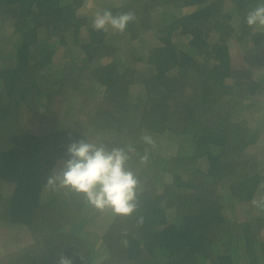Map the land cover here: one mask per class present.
Instances as JSON below:
<instances>
[{
  "label": "trees",
  "instance_id": "16d2710c",
  "mask_svg": "<svg viewBox=\"0 0 264 264\" xmlns=\"http://www.w3.org/2000/svg\"><path fill=\"white\" fill-rule=\"evenodd\" d=\"M84 2L0 0V19L15 33L16 60H0V221L24 228L30 238L0 264H58L61 255L73 264L263 263L264 207L254 214L257 207L250 202L264 199V165L252 167L256 153L251 156L250 149L264 140V120L245 122L232 99L235 88L247 83L249 94L264 93V79L256 86L249 66H264V31L244 19L260 0H126L111 6L97 1L100 12H132L135 19L124 32L87 28L88 41L79 49L104 90L94 115L68 122L62 116L70 100L67 86L75 89L78 76L52 68L56 47H45L38 60L29 56L44 49L33 46L40 28L65 46ZM159 7L182 12L153 20ZM152 28L159 45L138 75L136 67L122 63L121 49L112 42ZM232 35L245 46L241 62L232 60ZM130 53L135 62L141 59L133 48ZM107 55L115 58L92 64ZM136 83L143 90L132 102ZM143 132L168 133L180 144L160 155L144 142ZM89 135L97 146L127 152L125 168L139 181L130 215L102 211L82 194L48 185L53 164L69 158L68 144L89 142ZM136 163L143 166L136 170ZM101 222L99 235L77 234ZM98 238L106 250L100 260L92 249Z\"/></svg>",
  "mask_w": 264,
  "mask_h": 264
},
{
  "label": "clouds",
  "instance_id": "9594fccd",
  "mask_svg": "<svg viewBox=\"0 0 264 264\" xmlns=\"http://www.w3.org/2000/svg\"><path fill=\"white\" fill-rule=\"evenodd\" d=\"M160 10L172 12V16L180 15L175 13V10L178 9L159 7L157 11L152 12V15L154 14L153 20H157L155 14ZM134 19L135 16L132 12L114 15L110 9H104L96 13L92 21V28L98 32H107L109 29L124 32L127 25ZM244 19L249 27L264 26V0H260L257 7L250 10ZM147 34L154 37L152 45L156 44V36L153 30L146 31L143 39H140L139 42L144 41L143 45L145 46ZM6 36L8 37V35ZM126 38L131 40L128 37ZM231 41L241 45L244 53L246 49L244 50L243 41H238L234 35L229 37L228 45ZM249 45L252 48L253 44L251 42H249ZM133 47L139 50L138 44ZM152 48L150 47V51ZM107 56H110L113 60V55ZM91 132L94 131L91 130ZM142 139L147 144L153 143L151 135L146 134ZM67 155L69 158L64 162L60 172L48 178L47 183L49 186L55 187L58 181L59 187L68 188L70 191L82 194L84 199L95 208L100 210L110 208L114 214L130 215L135 210L136 189L139 181L132 171L125 168L129 156L123 148H112L109 151L103 145L97 146L81 139L68 144ZM253 203L257 204L256 201H253ZM10 233H12V227L8 234ZM58 264H73V260L70 257L61 255Z\"/></svg>",
  "mask_w": 264,
  "mask_h": 264
},
{
  "label": "rangeland",
  "instance_id": "374dc122",
  "mask_svg": "<svg viewBox=\"0 0 264 264\" xmlns=\"http://www.w3.org/2000/svg\"><path fill=\"white\" fill-rule=\"evenodd\" d=\"M84 1H85L84 4L78 8V12H77L78 16L74 20L73 27L66 33V36H67L66 39L68 40L67 43L70 45L69 48L67 49L68 46H63L59 44L56 41L57 40L56 38L43 36L41 33L42 28H40L39 29L40 39L33 46L36 47L37 45H39V49H42V48L44 49L41 51L40 56L36 54L37 50H33L34 58L32 57V54H31V56H29V59L33 61H35L34 59L38 60L39 58L43 56V52L47 47H56V50L52 54V57H51L53 65H54V67L52 68H55V71L58 73H61V72L64 73V71H67L71 75L80 74V70H78L76 66L78 65V63H76V59L79 57L80 54H82V52L80 51L79 49L80 47L77 44L76 45H72V44L76 43L75 39H79V38L81 39L83 38V36L87 35L86 28L92 25V21L96 13L99 12L97 1L101 4L105 3L107 6H111L114 4L119 5L125 2L126 0H95V3H96L95 5H92L93 0H84ZM181 12L182 11L180 10H175L176 14H181ZM153 15H152V18H154ZM155 15H156L155 18L160 17L161 19L166 20L169 15L172 16L173 14L172 12L160 10ZM5 27L6 26L4 22L0 19V60L1 59L5 60L4 58H8L3 64H14L16 60H15V52H14V47H13L12 42L14 41L15 34H13L14 35L13 39H10L9 37H7L4 33ZM151 30L154 31V28H152ZM255 30L264 31V26L255 25ZM145 32L146 31L144 30L139 31L136 41H129L126 37L122 38L124 40V44H123V41L121 40V43L123 44L122 46L134 43V44H138V47L140 50L141 43L139 41L140 39H143ZM146 41L147 43L152 44L154 41V37L152 35L147 34ZM119 44H120V41H119ZM157 44L159 45V42ZM229 45H230L232 60L235 62H241V58L243 54V51H242L243 48L241 47V45H238L235 41L229 42ZM261 45L262 43L260 42V45H257V47H255L254 50L258 52V50L261 48ZM127 52L128 51L126 47L125 46L124 48L122 47V56H124L125 53ZM131 60L132 59L130 57H127L126 62L127 61L130 62ZM249 66H251V68L254 70V73L252 74L253 75L252 80H254V84L258 86L260 80L264 79V66H258L257 64H253V63L250 64ZM248 84L249 83L241 85V86L238 85V87H236L234 90L232 99L237 100L238 105H240L239 107H236V110L238 109L239 111L243 112V119L245 122H248L251 117H254L255 120L257 119V123H258L261 120V118H263L264 120V93H257L254 96L249 94V92L247 91ZM75 98L76 97H73L68 102H71V104H73L76 101ZM133 101L135 102V100ZM140 108L141 107L139 105L137 110H140ZM74 113L75 112L71 111L67 113L66 115H64V118H69L73 116ZM138 114H139V111H137V114L135 115V118H136L135 122H137L138 120ZM232 115H234L237 118L238 113L237 114L233 113ZM239 118L241 119L242 117H239ZM95 132H97L98 135L101 134L99 131H97V129H95ZM146 134L148 135V133L143 132L140 135L141 137H143ZM149 135L151 134L149 133ZM89 138L90 140L88 143L94 144L95 137L93 135H90ZM152 140H153V143H152L153 150L155 152H158L160 155H164V156L168 155V153H170L174 149V147L178 145V142L180 144V141L178 140L177 137L174 138L171 134H168V133H166L163 136L152 137ZM250 152L252 154L251 156L253 157H254V153H256V157L252 161V167L255 168V166L257 167L263 166L264 165V140L261 142V144H259L257 148L250 149ZM62 162L64 163V161ZM143 165H144V162H143ZM143 165L142 163L141 165H138L136 163V166L135 165H132V166L134 169L137 170V169H140ZM218 192L221 193V190ZM4 193L6 194L7 191H5ZM108 209L110 208H105L102 211L104 210L106 211ZM97 218H99V215L97 216ZM99 224L100 223L97 224V227L99 226ZM95 227H96L95 225L90 223L89 225H86L82 228V229H86V231L79 230L77 234L88 237L95 231V229L97 228ZM76 231L77 230H75V233ZM7 232H9V230L6 226H0V238L4 237ZM8 236L9 238H11L10 241H8L11 247H7L8 245L4 246L0 243V258L3 257L4 255L17 253L19 250H22L24 246L27 244L28 239H30L28 238V233L26 232L24 228L21 229L20 233H10L8 234ZM13 238H15V242H13Z\"/></svg>",
  "mask_w": 264,
  "mask_h": 264
},
{
  "label": "crops",
  "instance_id": "0c3cea01",
  "mask_svg": "<svg viewBox=\"0 0 264 264\" xmlns=\"http://www.w3.org/2000/svg\"><path fill=\"white\" fill-rule=\"evenodd\" d=\"M95 4H96L95 0H93L92 5H95ZM77 12H78V9H77ZM77 15H78V13H77ZM91 26H89V27H91ZM87 28H86V32H87ZM5 31H4L5 35H8V37L10 39H13L14 35H13V32H12V28L9 27V26L5 27ZM113 32H115V31H113ZM136 39H137V37L135 39H131V40L128 39V40L129 41H136ZM86 41H88V36L87 35L83 36V38H81V39L80 38L79 39H75L76 43L72 44V45H76L77 44L78 46H80V44H82V43H84ZM122 41H123V44H124V40L123 39H122ZM67 42H68V40H67ZM114 42L121 49V53H120L119 57L122 58V57L125 56L121 60L122 63H127L126 62L127 57L131 58V53L128 50H131L132 48L134 49L135 54L137 55V59L139 57H141V59L137 60V62H135L136 61L135 58H133L130 62H128V64H130V65H132V66L137 68V70H138L137 74L138 75H139V71H141L143 69H146L145 65L148 64V61L146 60V57L149 54L150 47H154L155 45H157V44L152 45L150 43H146L145 46H144L143 45L144 41H141L140 50H136L133 47L134 45H136L134 43L133 44H129V45H124L128 49L127 50L128 52L125 53L124 56H122V47L124 48V46H122L123 44L121 43V40H120V44H119V41H117V42L114 41ZM114 42H112V43H114ZM65 46H68L67 47V49H68L70 45L67 43ZM113 58H115V57H113ZM111 60H112V58L110 56H103V57L100 58V60L93 61L92 64H96L97 63V64H101L102 65V64H106V63L110 62ZM76 63H78V65H76L77 69L80 70V74L73 75V76H78V79H76L77 80V83H76L77 87L75 89H71L72 88L71 86H67V89H68L69 95H70L69 98L72 99L73 97H76L75 98L76 101L73 104H71V102H68L67 103L68 110L66 112L62 113L63 114L62 116L64 117V115H66L67 113H69L71 111L75 112L73 114V116L68 118V122L80 121L84 117H89L92 114L94 115L96 110L98 109L97 107L99 106L98 98L100 97V95L102 94V92L104 90V85L102 83H100V81L90 72V70H89V68L87 66V62L84 60V54L83 53L80 54L79 57L76 59ZM65 73H67L68 77L72 76L67 71H65ZM71 80H75V79H71ZM142 90H143V86L142 85H140L139 83L134 84V86L131 89V92H132L131 93V96H132L131 100H132V102H134L133 100H135V102H136L137 95L140 94V92ZM140 107H141V105H140ZM90 132H91V130H90ZM62 161H63V159L61 158V159H58L53 164V166L51 168L52 175L56 174V173H59L60 170L63 168L64 163ZM57 183H58V181H57ZM61 189H66V188H61ZM6 190H8V189H6ZM253 201H256L257 204H254ZM250 203H251V206H256L257 207L254 210V214L257 212L258 208L264 207V199H262V200L261 199H259V200L253 199V200H251ZM263 213H264V211H263ZM1 222L2 221H0V226H5ZM104 224L105 223L101 222L98 227L96 225L97 228L96 227H95L96 229L94 228L95 231L93 233H95V235H99L100 232L103 229ZM8 227H12V233H20V231L22 229L21 227H17V225H15V224L8 225ZM260 234H261V236H260L261 240H264V229L260 231ZM92 237H93V235L89 236V237H86V238H92ZM15 238H13V242H15ZM10 239L11 238H9L8 232H7L4 237L0 238V243L2 245H4V246L8 245L7 247H11L9 245V242H8V241H10ZM92 249H93V252L99 256V260H100V258L106 256L105 255V251L106 250H105L103 242H102V240L100 238H98L97 241H94L92 243ZM200 264H203V262L200 261ZM261 264H263V263H261Z\"/></svg>",
  "mask_w": 264,
  "mask_h": 264
}]
</instances>
